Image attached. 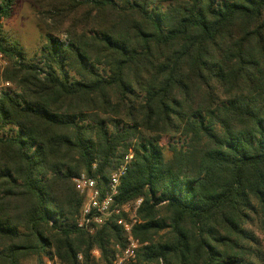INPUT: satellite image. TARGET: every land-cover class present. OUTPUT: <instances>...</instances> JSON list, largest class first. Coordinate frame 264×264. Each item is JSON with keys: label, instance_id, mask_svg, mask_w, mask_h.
I'll return each instance as SVG.
<instances>
[{"label": "trees", "instance_id": "trees-1", "mask_svg": "<svg viewBox=\"0 0 264 264\" xmlns=\"http://www.w3.org/2000/svg\"><path fill=\"white\" fill-rule=\"evenodd\" d=\"M30 1V59L0 6V264H112L125 233L78 227L74 179L129 154L133 264H264V0Z\"/></svg>", "mask_w": 264, "mask_h": 264}, {"label": "built area", "instance_id": "built-area-1", "mask_svg": "<svg viewBox=\"0 0 264 264\" xmlns=\"http://www.w3.org/2000/svg\"><path fill=\"white\" fill-rule=\"evenodd\" d=\"M5 0H0V6ZM9 61L3 52L0 51V77L4 75ZM11 82L0 78V97L4 90L12 89ZM133 160V154L127 155L117 170L111 175L108 184L100 187L97 180L89 177L86 173L74 179L76 189L84 196V204L78 217V227L91 234L95 233L98 227L106 224L115 218L126 236L127 244L125 249L119 252L112 264H133L136 262L138 252L141 247L138 240L132 234L133 224L137 221V212L142 204V199H138L124 206H118L115 197L118 195V187L121 178L127 173L129 165ZM126 216V217H125ZM98 260L100 254L94 251ZM44 264H60L57 260L45 259ZM97 264H102L99 261Z\"/></svg>", "mask_w": 264, "mask_h": 264}, {"label": "rangeland", "instance_id": "rangeland-1", "mask_svg": "<svg viewBox=\"0 0 264 264\" xmlns=\"http://www.w3.org/2000/svg\"><path fill=\"white\" fill-rule=\"evenodd\" d=\"M3 31L10 40L17 42L24 49L28 59L40 51L42 42L38 18L30 0H15L11 16L8 19H3ZM5 72L0 77L1 79L4 78L5 80ZM166 155L167 157L170 156L168 149H166ZM259 236L263 242L264 251V235L260 233ZM28 264L36 263L35 260H30Z\"/></svg>", "mask_w": 264, "mask_h": 264}]
</instances>
